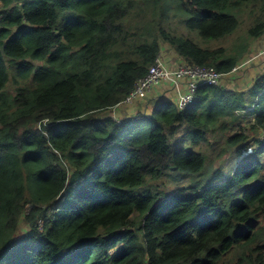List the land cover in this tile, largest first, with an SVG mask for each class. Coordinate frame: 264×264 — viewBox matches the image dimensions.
<instances>
[{
  "label": "trees",
  "instance_id": "obj_1",
  "mask_svg": "<svg viewBox=\"0 0 264 264\" xmlns=\"http://www.w3.org/2000/svg\"><path fill=\"white\" fill-rule=\"evenodd\" d=\"M163 1L0 0V264H264V72L248 92L201 85L184 110L103 115L165 43L228 73L264 38V0H179L202 43L157 24ZM242 13L247 43L208 45ZM216 131L242 147L213 172L197 145Z\"/></svg>",
  "mask_w": 264,
  "mask_h": 264
},
{
  "label": "rangeland",
  "instance_id": "obj_2",
  "mask_svg": "<svg viewBox=\"0 0 264 264\" xmlns=\"http://www.w3.org/2000/svg\"><path fill=\"white\" fill-rule=\"evenodd\" d=\"M157 1V0H155ZM167 5H165V1H163V5L162 7H159L161 9H163L162 14L158 13L157 11V7L155 6V4L153 3V8L150 10L154 13L157 14V19L160 16L161 19L159 21H157V24L161 27H163L167 32L171 33L172 35L176 36H184L192 41H195L197 43H202L203 42V38L202 36L195 30L192 29V24H191V20L192 18L186 14L184 12V10H182L180 8V3L179 0H170L168 2H166ZM154 6L155 9L154 10ZM248 11L250 12V8H248ZM243 14H240L238 19H239V27H238V32L232 34L231 36H235V37H231L230 39H223L221 41H211L208 43V45L214 46V47H228L231 46V44L234 42L233 40L235 39V43H237V48H241L245 43L248 42L249 39V30L251 28V21L249 16L247 15V20H245V24H243ZM245 18V17H244ZM145 21H147V18H145ZM248 22V23H247ZM250 25V28H249ZM141 31V30H140ZM192 31V32H190ZM236 34V35H235ZM146 37V36H145ZM229 37V36H228ZM147 38V37H146ZM261 40H264V38H262ZM260 41V40H259ZM254 42L253 43V47H251V51L248 53V55L246 57H244L239 64L241 63H245L247 62L251 57L256 56V52L258 50V42ZM232 49V48H230ZM160 56V60L162 62V64L164 66H166L168 69H174V67H177L179 65V62L181 60V58L178 56V53H176L172 48H170L169 45H167L166 43L162 45L161 47V52L159 54ZM262 57H256L255 58V62L253 63H257L258 65L261 66L262 63V67L258 68V66H253V63H251V65H246L241 71L240 73H238L236 75V79H238L237 85H239V89H235V90H230L232 83H229L224 89L226 90H230L233 92H237V93H242L240 92L241 90L244 92V90H246V83L250 84L252 80H246V76L250 75L251 73L255 74L256 77H254L253 81L258 80L261 76L262 73L264 72V61L262 62ZM249 62V61H248ZM237 65V66H238ZM253 66V67H252ZM230 87V88H229ZM15 87L13 86L12 83H10L8 85V89L9 91H13ZM175 89V90H174ZM171 92V94L173 95L172 98H176L179 95V92L176 90L177 88H174ZM169 93V92H168ZM169 99H171V96L168 94L166 100L169 101ZM144 102V101H143ZM143 102H140V104H133L131 105V111L130 112H134L135 114L131 115V116H127V118L130 117H136L138 115H140V113H144V112H148L150 111V109L148 107H144L146 105V103L142 104ZM120 104H118L116 107H118ZM208 105V104H206ZM206 105H203L204 109L206 107ZM178 107V106H177ZM124 108L122 110H126L128 109ZM143 108V109H142ZM116 108L111 109L110 111H114L116 112L117 110H115ZM253 109V108H252ZM107 111L105 112L103 115L104 116H109V112ZM253 110H246L245 113L250 114ZM242 116H245V114H242ZM254 117L253 116H249L247 115V119H245L246 122L241 123V127H243L244 129H246L245 133L247 135H250L247 142L244 143V147L247 146L248 150L252 151L257 149V146L255 144V141L257 139H259L260 136H258L259 134L257 133H252V131L250 130V126L251 123L254 122ZM126 118V119H127ZM121 119V118H120ZM237 123L233 124V126L235 127V130L232 133L237 134L238 132L241 131L240 126L237 127ZM206 137L208 138V143L204 140H202L200 142V144L197 145V150L202 151L203 153H207L210 155V157L212 158L213 156H218V158L216 160H214V162H211L208 158V161L206 163V168L213 166V172L216 171V169H220L222 167L225 166H229L232 164V160L235 159L234 157V153L242 147V144L237 147V148H229L226 146V142H225V138L227 137V139L231 136V133H223L222 131H216L215 133L212 132H208L207 134H205ZM183 132L180 131L173 139V143H176V141H180L183 139ZM221 141V142H220ZM182 146L180 144H178L177 149H181ZM223 149L227 150V153L223 152ZM223 152V153H222ZM222 154L223 158H219V156ZM241 162V160H240ZM213 163V164H212ZM197 180L199 176H195ZM166 181H168V179H166ZM182 184H184V186H187L189 184V181H183ZM21 229H23L22 231H24V226L22 225Z\"/></svg>",
  "mask_w": 264,
  "mask_h": 264
},
{
  "label": "built area",
  "instance_id": "obj_3",
  "mask_svg": "<svg viewBox=\"0 0 264 264\" xmlns=\"http://www.w3.org/2000/svg\"><path fill=\"white\" fill-rule=\"evenodd\" d=\"M258 50L256 52L257 55L251 57L248 60L249 62L239 64L228 73H221L213 66L189 65L186 63H181L174 69H168L159 58L157 63L150 68L148 74L137 81L130 95L118 107H115L117 111H110L109 116L113 117L121 125L124 119H120L117 116L118 112L124 113L126 110L122 109L131 107V105L136 103L140 104L143 101L142 104L146 103L150 94L162 87L167 90L179 88L180 97L177 106L184 110L197 102L201 85L225 88V82L236 84L238 82L236 75L243 71L242 69L246 65H251V63L255 62L256 57L264 59V43ZM182 83H184L183 91H181Z\"/></svg>",
  "mask_w": 264,
  "mask_h": 264
},
{
  "label": "crops",
  "instance_id": "obj_4",
  "mask_svg": "<svg viewBox=\"0 0 264 264\" xmlns=\"http://www.w3.org/2000/svg\"><path fill=\"white\" fill-rule=\"evenodd\" d=\"M262 43H264V40H260L257 44H258V48H260L261 46H262ZM259 51V50H258ZM264 60H262V62H263ZM181 63H183L181 60H180V62H179V65L181 64ZM178 65V66H179ZM258 66V68H261L262 67V63H261V66L260 65H258L257 63H253V66ZM177 66V67H178ZM252 66V67H253ZM174 68H176V67H174ZM254 77H256V75L255 74H253V73H251L250 75H247L246 76V80H252V81H250L251 83L250 84H248V83H246L245 85H246V90H244V92H248V90L250 89V86L254 83ZM230 82H225L224 83V85H225V87H228V86H226V85H228ZM239 83V82H238ZM233 84V83H232ZM183 85H184V83H182V86H181V91H183ZM233 87H229L230 88V90H235V89H239L238 87H239V85H237V83L236 84H233L232 85ZM175 90V89H174ZM173 89H171V90H167L165 87H162L161 89L160 88H158V89H156L155 91H153L151 94H150V96H149V99H148V101L146 102V105L144 106V107H148V106H151V107H157L158 105H160V104H162V103H164V102H172L173 104H175V105H178V100H179V95H178V97H176V98H172V94H171V92L172 91H174ZM178 92H179V88H177L176 89ZM230 90H227V91H230ZM169 92V93H168ZM240 92H243L242 90L240 91ZM170 95L171 96V99H169V101H167L166 100V98H167V95ZM143 109V108H142ZM132 109H131V107H129L128 109H127V111H125L124 113H117V116L119 117V118H122V119H125L126 120V118H127V116H131V115H133V114H135L134 112H130ZM130 118H134V117H130ZM127 119H129V118H127Z\"/></svg>",
  "mask_w": 264,
  "mask_h": 264
}]
</instances>
